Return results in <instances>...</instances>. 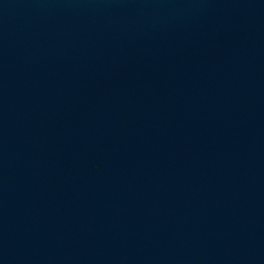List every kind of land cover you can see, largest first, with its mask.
<instances>
[{"label": "water", "instance_id": "1", "mask_svg": "<svg viewBox=\"0 0 264 264\" xmlns=\"http://www.w3.org/2000/svg\"><path fill=\"white\" fill-rule=\"evenodd\" d=\"M0 264H264V0H0Z\"/></svg>", "mask_w": 264, "mask_h": 264}]
</instances>
